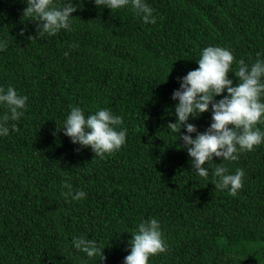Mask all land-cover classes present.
Returning a JSON list of instances; mask_svg holds the SVG:
<instances>
[{
    "label": "trees",
    "instance_id": "obj_1",
    "mask_svg": "<svg viewBox=\"0 0 264 264\" xmlns=\"http://www.w3.org/2000/svg\"><path fill=\"white\" fill-rule=\"evenodd\" d=\"M73 3L71 29L39 37L22 0H0V86L28 97L17 130L0 137V264H123L130 232L149 217L167 245L149 264H264V143L225 162L245 173L232 197L211 172H191L166 128L178 78L203 47L245 62L264 54V0H147L157 18L147 25L127 8ZM72 106L121 115L125 143L103 157L74 145L58 130ZM189 122L203 132L211 113ZM76 190L86 197L73 200ZM77 237L103 256L85 257Z\"/></svg>",
    "mask_w": 264,
    "mask_h": 264
},
{
    "label": "clouds",
    "instance_id": "obj_2",
    "mask_svg": "<svg viewBox=\"0 0 264 264\" xmlns=\"http://www.w3.org/2000/svg\"><path fill=\"white\" fill-rule=\"evenodd\" d=\"M22 2L26 4L23 17L36 22L39 37L71 29L72 13L77 10L73 0H65L60 6L54 0ZM91 2L99 9L111 12L127 8L146 25L157 22L147 0ZM196 64L197 68L178 78L179 88L174 89L171 96L176 101L175 122H169L166 128L177 149L186 151L190 157L191 172L204 179L211 172L215 189L226 190L227 195L236 197L243 187L245 173L240 168L229 172L225 162L236 161L240 154L253 151L264 143V131L258 127L264 125V54L257 52L254 60L245 62L235 60L227 47L208 45L199 51ZM230 73L236 83L229 77ZM216 97L221 98L217 100ZM27 100L28 97L18 94L13 86H0V108L5 109L0 115V137L8 136L10 129L17 130L16 124L11 122L23 117ZM206 112L211 113V122L205 131L200 132L189 121ZM122 123L123 117L108 108H98L85 115L79 106H72L58 130L74 145L90 147L96 157H103L119 150L125 143L126 129ZM214 157L220 158L222 163H214ZM66 187L71 189V185ZM69 195L73 200L86 197L82 190H76L74 194L70 191ZM130 233L128 254L123 264H149L150 257L167 249L161 225L154 217L141 220ZM71 244L88 259L103 256L101 248L92 239L77 237Z\"/></svg>",
    "mask_w": 264,
    "mask_h": 264
}]
</instances>
